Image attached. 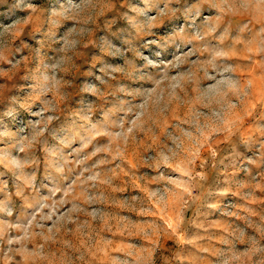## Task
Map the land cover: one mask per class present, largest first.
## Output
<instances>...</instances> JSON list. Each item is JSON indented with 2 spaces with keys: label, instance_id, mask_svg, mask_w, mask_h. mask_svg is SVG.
<instances>
[{
  "label": "rangeland",
  "instance_id": "374dc122",
  "mask_svg": "<svg viewBox=\"0 0 264 264\" xmlns=\"http://www.w3.org/2000/svg\"><path fill=\"white\" fill-rule=\"evenodd\" d=\"M0 264H264V0H0Z\"/></svg>",
  "mask_w": 264,
  "mask_h": 264
}]
</instances>
